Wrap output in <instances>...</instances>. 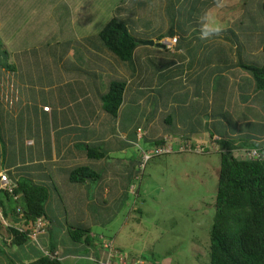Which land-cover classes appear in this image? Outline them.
Wrapping results in <instances>:
<instances>
[{"label": "crops", "instance_id": "crops-1", "mask_svg": "<svg viewBox=\"0 0 264 264\" xmlns=\"http://www.w3.org/2000/svg\"><path fill=\"white\" fill-rule=\"evenodd\" d=\"M135 3L0 0V41L14 65L0 85V172H8L16 182L50 187L48 228L38 237L39 245L30 241L22 248L25 262L40 256L39 246L46 252L54 248L64 264L79 260L74 244L84 245L91 251L88 260H100L98 264L104 258L103 241H113L122 250L116 233L109 236L95 227H108L133 193L138 141L144 149L165 142L204 152H218V141L264 147V94L251 72L239 66L240 59L263 64L261 0H190L185 23L177 13L182 4L166 0L158 7L161 14L145 16L151 29L145 32L148 38L139 39L163 47L140 43L130 61L119 62L104 49L98 33L111 19L131 31L130 7ZM104 11L112 12L108 22L88 27V14ZM205 13L222 29L210 39L200 38L199 21ZM228 31L236 36L222 34ZM172 38L177 42L168 50L163 42ZM9 45H15L14 50ZM115 83L124 89L112 116L102 97ZM87 147L100 148L104 157L91 160ZM80 167L91 169L99 180L71 183V172ZM6 204L3 200L2 211ZM70 228L88 231L90 244L74 243Z\"/></svg>", "mask_w": 264, "mask_h": 264}, {"label": "trees", "instance_id": "trees-1", "mask_svg": "<svg viewBox=\"0 0 264 264\" xmlns=\"http://www.w3.org/2000/svg\"><path fill=\"white\" fill-rule=\"evenodd\" d=\"M261 3L264 11V0H261ZM222 34L236 36L232 31ZM98 38L109 54L124 63L132 59L135 49L141 43L118 19H111L100 30ZM233 44L238 46L237 41ZM10 57V53L0 41V85L3 80H7L6 76L14 71ZM239 66L251 72L256 88L264 94V47L261 67L248 65L241 59ZM123 89L122 84H112L108 93L102 97L106 111L112 116L116 115L122 102ZM0 119H2L1 98ZM1 128L2 123L0 130ZM217 143L220 166L216 172L218 186L212 206L214 218L209 232V264H264V147L247 143L233 147L226 141ZM162 144L160 142L155 146ZM242 149L246 152L256 150L260 158H237L233 151ZM87 151L91 160L104 157L100 148L87 147ZM5 173L13 188L11 194L0 189V209L3 207V200L7 202L9 209L8 212L5 205L6 210L1 209L8 237L4 239V236H0V256L5 258V264H64L58 255H54L56 254L54 248L47 249L49 255H45L46 250H42L40 246V256L33 257L32 260L25 262L18 257L12 258V255H15L14 247L22 249L31 241L29 233L22 231L23 227H29L37 219H43L47 231L48 216L45 205L49 200L50 187L27 181L16 182L8 172ZM69 180L73 184H83L86 181H98L99 176L89 168L80 167L71 172ZM12 203H15L14 207ZM69 237L74 243L84 241L89 245L92 241L90 233L83 228H70ZM35 243L39 245L38 241Z\"/></svg>", "mask_w": 264, "mask_h": 264}, {"label": "rangeland", "instance_id": "rangeland-1", "mask_svg": "<svg viewBox=\"0 0 264 264\" xmlns=\"http://www.w3.org/2000/svg\"><path fill=\"white\" fill-rule=\"evenodd\" d=\"M165 1L135 0V6L130 7V11L134 10V17L129 19L128 24L138 39L148 38L145 32L151 29L145 16L161 14L158 7ZM180 1L171 0L182 4L183 10L177 13L180 14V21L185 23L184 16L189 12L190 0ZM153 5L157 8L147 10ZM88 15L91 16L88 19L90 27L108 22L112 12H90ZM14 46L9 45V50H14ZM142 142L135 144L140 160L135 168L133 193L128 195L127 203L120 207L119 214L108 227L98 225L95 228L109 236L116 233L117 241L123 246L122 251L131 257L144 259L148 264H209V232L214 218L212 206L218 186L219 154L217 151L204 152L205 149L198 153L180 154L175 147L173 154L153 156L143 162V152H149L154 147L144 149ZM249 156L247 152L236 155L241 159ZM11 205L14 207L15 203ZM54 222L57 227L58 221ZM0 236L7 237L3 214L0 217ZM63 241L64 246L69 247L68 242ZM73 246L78 249L75 256L79 259L74 264H98L100 261L94 259L96 262H90L88 256L91 251L84 245ZM13 249L15 255L11 254L12 258L18 257L23 261L22 249ZM5 263V258L0 256V264Z\"/></svg>", "mask_w": 264, "mask_h": 264}, {"label": "built area", "instance_id": "built-area-1", "mask_svg": "<svg viewBox=\"0 0 264 264\" xmlns=\"http://www.w3.org/2000/svg\"><path fill=\"white\" fill-rule=\"evenodd\" d=\"M176 42H177V38H172L169 41V43L163 42V44L167 47L168 50H172ZM44 111L46 112L49 111V108H44ZM142 135H143V132L141 130H138L137 137L141 139ZM174 150L175 149L172 145L164 142L162 145L154 146V148L149 152L147 151L143 152L142 160L143 162H146L153 156L173 154ZM194 150L198 152V151H201V148L198 147L194 149L191 145L185 144V145H181L177 149V152L183 154V153L192 152ZM247 153H249L250 155L247 158H254V159L260 158V155L256 150L248 151ZM0 189L10 194L13 192V188L5 172H0ZM1 215H2V212L0 213V217ZM22 231L23 232L27 231L29 233V239L33 242H36L38 240V237L41 234H44L46 232V223L43 219H37L35 223L31 224L26 230L22 229ZM100 247L104 251L103 252L104 259L101 262V264H148L144 260L130 257L126 252L120 251L116 247L113 241H109V240L103 241L100 244ZM44 254L49 255L48 252H45ZM54 255H57V254H54ZM92 261L96 262L94 259Z\"/></svg>", "mask_w": 264, "mask_h": 264}, {"label": "clouds", "instance_id": "clouds-1", "mask_svg": "<svg viewBox=\"0 0 264 264\" xmlns=\"http://www.w3.org/2000/svg\"><path fill=\"white\" fill-rule=\"evenodd\" d=\"M200 38L210 39L221 32V26L211 13H205L200 17Z\"/></svg>", "mask_w": 264, "mask_h": 264}, {"label": "water", "instance_id": "water-1", "mask_svg": "<svg viewBox=\"0 0 264 264\" xmlns=\"http://www.w3.org/2000/svg\"><path fill=\"white\" fill-rule=\"evenodd\" d=\"M141 44L143 45H148V46H157V47H163V45L155 43L154 41H145V42H141Z\"/></svg>", "mask_w": 264, "mask_h": 264}]
</instances>
